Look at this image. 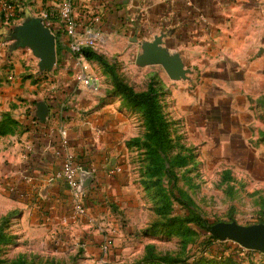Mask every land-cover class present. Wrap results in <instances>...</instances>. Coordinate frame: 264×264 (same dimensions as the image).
<instances>
[{"label": "crops", "instance_id": "1", "mask_svg": "<svg viewBox=\"0 0 264 264\" xmlns=\"http://www.w3.org/2000/svg\"><path fill=\"white\" fill-rule=\"evenodd\" d=\"M16 1L18 11L11 21L0 12V138L13 143L0 149L6 161L0 168L3 186L15 191L14 199L24 208L34 207L32 220L50 216L52 232L58 231L56 238L63 245L81 237L90 253L99 254L105 240L91 234L90 224L103 219L107 204L119 205L127 197L134 153L126 143L139 137L142 122L128 114L119 99L106 100L98 72L97 92L79 83L57 20L52 24L57 62L42 72V59L19 29L38 20L28 15L31 3L44 11L42 3L47 1L46 7L56 10L61 0ZM74 5L80 22L99 20L92 29L95 45L88 48L97 56L88 60L91 64L115 59L126 64L129 74L146 76L151 66L161 65L142 67L139 61L145 46L157 43L167 59L183 66L186 79L173 80L162 66L160 76L170 87L178 116L189 115L180 126L198 128L193 118L198 115L201 128L217 121L224 131L228 120L252 109L254 81L264 78V0H74ZM192 83L194 90L186 86ZM69 155L86 189L88 215L81 219V232L80 223L71 219L76 211L61 175ZM86 176L93 181L86 182Z\"/></svg>", "mask_w": 264, "mask_h": 264}, {"label": "rangeland", "instance_id": "2", "mask_svg": "<svg viewBox=\"0 0 264 264\" xmlns=\"http://www.w3.org/2000/svg\"><path fill=\"white\" fill-rule=\"evenodd\" d=\"M46 4L43 1L46 10L42 11L31 3L28 15L43 22L48 12L56 13ZM91 66L102 79L108 102L114 98L113 76L137 92L152 86L159 94L160 112L170 122L168 143L161 150L154 141L148 142L144 113L129 111L119 99L142 126L139 137L126 143L134 153L127 197L119 205L107 204L103 219L90 224L91 234L104 238L103 246L110 242L106 254L90 253L81 237L74 236L65 245L59 242L58 231L52 232V218L32 220L34 207L24 208L14 199L16 193L3 186L0 170V264H264V253L211 233L218 223L264 224V78L254 81L257 94L250 95V112L228 120L224 131L217 121L201 128L198 115L193 116L198 128L191 129L180 126L189 115L178 116L173 109L170 87L160 77L161 66H151V73L137 77L115 59L95 60ZM186 86L194 90L196 83ZM2 146L13 143L0 138ZM5 162L0 158V168ZM87 215L88 211L71 218L80 223L78 232Z\"/></svg>", "mask_w": 264, "mask_h": 264}, {"label": "built area", "instance_id": "3", "mask_svg": "<svg viewBox=\"0 0 264 264\" xmlns=\"http://www.w3.org/2000/svg\"><path fill=\"white\" fill-rule=\"evenodd\" d=\"M185 1L191 2L193 0ZM74 8V0H61L59 7L56 9L57 14L55 12H48L43 23L44 26L52 32V24L54 20L58 21L68 39L67 47L73 55L75 65L78 69L77 80L83 87L88 88L93 92H97L99 78L93 71V68L90 65L91 63L85 55V51L95 45L97 38L92 29L99 20L94 17L88 23L84 24L76 18ZM17 10L18 2L16 0H0V12L3 14L6 21H11L15 17ZM62 134L66 136V132H62ZM73 159V155L67 157L61 175L71 190L76 214L83 215L87 212V208L84 205L86 189H84V183H82L79 170L73 165ZM85 178H87V181L90 177L86 176ZM91 178L90 182L93 181V177ZM110 246V242L106 241L104 246H102V252L104 254L108 253Z\"/></svg>", "mask_w": 264, "mask_h": 264}, {"label": "water", "instance_id": "4", "mask_svg": "<svg viewBox=\"0 0 264 264\" xmlns=\"http://www.w3.org/2000/svg\"><path fill=\"white\" fill-rule=\"evenodd\" d=\"M19 31L26 45L42 59V72L51 71L57 62L56 36L39 19L32 25L20 27ZM156 49L157 43L145 46L139 65H161L173 80L186 79L183 66L175 59H167L165 52ZM211 233L222 241L231 240L248 250L264 253V224L242 226L236 222L218 223L211 227Z\"/></svg>", "mask_w": 264, "mask_h": 264}, {"label": "trees", "instance_id": "5", "mask_svg": "<svg viewBox=\"0 0 264 264\" xmlns=\"http://www.w3.org/2000/svg\"><path fill=\"white\" fill-rule=\"evenodd\" d=\"M85 55L88 60L97 58L91 50H86ZM100 60H102V58H100ZM113 78L115 87L113 88L111 95H114V98L116 99H120L125 108L129 111L133 113L136 111H142L144 113L143 123L145 127H147L148 132L146 137L148 142L154 141V143L163 150V147L165 148L168 143L170 122L160 112L161 105L160 101H158L159 94L152 86H150L147 91L137 92L119 77L113 76ZM146 155L149 156L152 154L151 152H148Z\"/></svg>", "mask_w": 264, "mask_h": 264}]
</instances>
